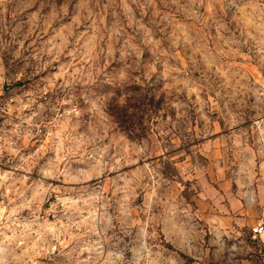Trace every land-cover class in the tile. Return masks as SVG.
Masks as SVG:
<instances>
[{
    "label": "rangeland",
    "instance_id": "obj_1",
    "mask_svg": "<svg viewBox=\"0 0 264 264\" xmlns=\"http://www.w3.org/2000/svg\"><path fill=\"white\" fill-rule=\"evenodd\" d=\"M264 0H0V264H264Z\"/></svg>",
    "mask_w": 264,
    "mask_h": 264
},
{
    "label": "built area",
    "instance_id": "obj_2",
    "mask_svg": "<svg viewBox=\"0 0 264 264\" xmlns=\"http://www.w3.org/2000/svg\"><path fill=\"white\" fill-rule=\"evenodd\" d=\"M264 235V225L262 224H257L253 228H251V236L252 238H256L259 236Z\"/></svg>",
    "mask_w": 264,
    "mask_h": 264
}]
</instances>
